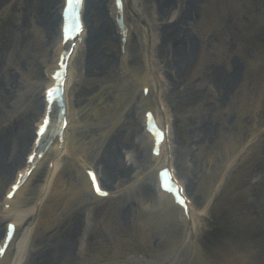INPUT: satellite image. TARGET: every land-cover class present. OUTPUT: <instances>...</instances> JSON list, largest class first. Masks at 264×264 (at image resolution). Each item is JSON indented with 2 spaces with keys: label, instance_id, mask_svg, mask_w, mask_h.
Listing matches in <instances>:
<instances>
[{
  "label": "rangeland",
  "instance_id": "rangeland-1",
  "mask_svg": "<svg viewBox=\"0 0 264 264\" xmlns=\"http://www.w3.org/2000/svg\"><path fill=\"white\" fill-rule=\"evenodd\" d=\"M108 1L89 0L85 49L90 43L95 47L98 71L80 63L79 83L72 98L81 112L83 100L93 94L95 86H110L116 134L112 155L119 162L110 166L107 156L96 147L88 152L105 170V186L114 189L145 171L150 163L138 151V146H143L135 112L138 96L123 103L124 84L133 81L131 75L121 72L119 36L107 17ZM195 1L192 6L189 0H171L169 9L161 12L159 0H137L143 15L130 16L136 28L129 60L136 67L142 66V72L148 60L154 64L174 120L176 163L190 193L201 205L204 194L196 172L204 167L223 172V183L212 199L223 190L221 197L232 208L228 209V236L235 261L264 264V0ZM60 5L61 0H0V199L12 179V161L21 166L28 149L20 153L18 145L23 142L29 147L33 121L41 111L39 83L42 67L53 57L58 42ZM143 26L150 31L146 49ZM127 152L132 159L125 157ZM122 162L127 166L120 170L117 165ZM42 174L35 185L43 180ZM134 189L117 201L86 204L97 207L96 220L89 226L83 224L81 207L67 216L57 237L50 233L47 239V232L38 235L29 246L26 264L46 262L58 244L64 247L63 263L77 264L81 242L91 232L105 231L102 220L108 208H112L114 239H129L141 212L138 198L149 192L145 183ZM234 191L239 194L236 202ZM200 234L198 230L194 237L183 239L176 254L168 256L162 253L168 233H159L151 238L148 256L134 252L127 262L184 264L190 252L186 246L197 245ZM107 235L104 232L103 238Z\"/></svg>",
  "mask_w": 264,
  "mask_h": 264
},
{
  "label": "bare ground",
  "instance_id": "bare-ground-1",
  "mask_svg": "<svg viewBox=\"0 0 264 264\" xmlns=\"http://www.w3.org/2000/svg\"><path fill=\"white\" fill-rule=\"evenodd\" d=\"M63 1V0H62ZM126 1V16L128 18L129 10L133 13L135 17L140 18L143 14V10L138 6L137 0H125ZM196 1L189 0V4L194 5ZM171 0H159V10L164 12L169 9ZM87 8V7H86ZM188 10V8L186 9ZM115 16V9H114ZM87 18V17H86ZM87 20V19H86ZM145 30V28H142ZM87 27L84 30V36L87 34ZM133 37V24H131L130 29V40ZM145 37V48L147 42V36L144 32ZM59 44L56 46V50L61 49V38L59 39ZM85 39L80 43L78 49L73 54L71 59L72 67L74 68L73 74L70 77L67 84V97L69 103V115L71 118L70 132L68 136V153L72 156L71 160H59L55 163V167L49 173L47 170V175L45 179L48 180V188L45 194L42 192L43 183L37 188V192L32 195L27 196L32 182L38 173L42 170L43 164L46 163L44 160L41 165L34 171L28 182L22 187L18 193V203L14 210L3 212L4 218H18L21 221V227L15 242L12 244L8 260L12 259L11 264H24L27 245L33 236L34 226L28 224L21 234V228L23 223L27 222L35 211L36 205L34 206L35 199L38 198V207L43 208V212L47 209L45 200L48 199L49 202V216H50V230L51 235L57 237L56 234L62 229V225L65 222L68 214L71 215L77 208L88 201L91 197H95L97 200H104V198L98 197L94 194L92 187L88 178L83 174L82 170H78L77 173H73L72 169L74 167L73 158L79 156L87 157V150L97 148V151L104 153L107 156V160L110 166L114 163L119 162L116 156L112 155L113 146L115 143V132H114V120L111 116V102H110V86L109 84H100L95 86L92 90L93 94L85 98L82 102L80 108L81 112H78L75 107V103L72 99V93L77 89V63L82 61L85 65H88L95 72L98 71V58L95 54V47L90 46L85 49L84 46ZM128 44V45H129ZM129 48V47H128ZM128 54L126 55V58ZM57 65V61L53 60L49 62L48 66L53 70ZM43 69V67H42ZM129 72L132 73L133 70L131 66L129 67ZM148 73L144 74V77H139V81L135 84L125 85L127 89L126 96L123 103L126 105L129 103L130 98L140 91V87L145 85L144 79ZM49 80L43 78L42 87ZM157 82L153 80L152 84ZM161 91L158 92V94ZM43 101V98H42ZM44 103L42 102V108H44ZM169 111V107L167 109ZM120 117L122 114L119 115ZM144 123V119H143ZM173 124L170 127V137L174 145L173 137ZM143 141L145 142V151L147 152L148 147L152 145L151 137L143 133ZM20 153L26 149L25 143L21 142L18 145ZM17 150V149H16ZM17 154V153H16ZM148 161H153L150 152L149 154L142 153ZM19 157V153L17 154ZM91 161L93 159L88 155ZM112 159V160H111ZM13 160V159H12ZM18 161L13 162L16 165ZM120 170L126 168V163L122 162L118 164ZM111 168V167H110ZM71 170V171H70ZM99 170V169H98ZM16 173V171H15ZM102 173L105 174V170L102 169ZM74 175L76 178H74ZM224 173H219V171H211L210 169L204 167L196 172L198 182L202 192L204 194V201L202 204V210L199 211V206L197 201L194 204L193 210V221L187 235H192L195 228L201 225V236L199 238V244L202 249L197 248V254L195 259H193L191 264H196V262L202 264H239L238 262L232 261L231 256L226 257V252H228V246L230 244V239L228 232L230 231L228 225V209L230 208L229 201L224 199L222 196L223 190H221L216 198L211 199L215 191L220 187L224 180ZM103 180V175H102ZM185 183L187 182L184 179ZM154 186V188H153ZM148 185L149 192L147 195H142L140 197L139 208L141 212L138 211L137 219L134 222V229L130 233L131 237L126 241L124 245L120 242H115L113 237L103 238L104 232L98 231L91 233L89 235L90 241L88 239V244L85 243L84 246L81 245L78 249V263L77 264H107V263H117L125 261L127 262L130 257H126L130 252H143L144 254H150L152 252L151 238L159 233H161L165 227V223L169 222L171 225V236L168 238V251L176 245L179 237L186 234L184 230V221L182 218V211L180 208L176 207L173 203H170L164 199H160L157 196L156 182L154 185ZM91 195L89 198L88 195ZM238 193L234 191V199L236 202L238 198ZM3 205V203H2ZM211 206V207H210ZM210 208H212V217L209 215ZM2 210V207H1ZM77 211V210H76ZM202 212V214H201ZM200 213V214H199ZM109 211L103 217V228L108 229L110 223L107 220V216H110ZM7 218V219H8ZM7 219L5 221H7ZM204 221V222H201ZM181 225V226H180ZM210 225L218 227L217 232L209 228ZM181 228L184 230L181 232ZM109 234V232H107ZM182 233V234H181ZM20 237V238H19ZM224 252V253H221ZM57 253V258L55 257ZM221 253V254H219ZM64 255V247L62 244H58L52 247V253L50 258L46 262L38 264H64L62 259ZM12 256V257H11Z\"/></svg>",
  "mask_w": 264,
  "mask_h": 264
},
{
  "label": "snow or ice",
  "instance_id": "snow-or-ice-1",
  "mask_svg": "<svg viewBox=\"0 0 264 264\" xmlns=\"http://www.w3.org/2000/svg\"><path fill=\"white\" fill-rule=\"evenodd\" d=\"M49 94H51V93H49Z\"/></svg>",
  "mask_w": 264,
  "mask_h": 264
}]
</instances>
